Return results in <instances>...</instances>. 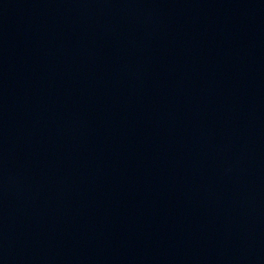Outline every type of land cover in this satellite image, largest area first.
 I'll use <instances>...</instances> for the list:
<instances>
[{
  "label": "water",
  "instance_id": "1",
  "mask_svg": "<svg viewBox=\"0 0 264 264\" xmlns=\"http://www.w3.org/2000/svg\"><path fill=\"white\" fill-rule=\"evenodd\" d=\"M0 264H264V0H0Z\"/></svg>",
  "mask_w": 264,
  "mask_h": 264
}]
</instances>
